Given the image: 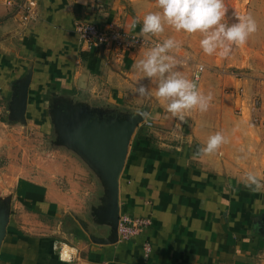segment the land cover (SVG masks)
<instances>
[{
  "label": "crops",
  "instance_id": "crops-1",
  "mask_svg": "<svg viewBox=\"0 0 264 264\" xmlns=\"http://www.w3.org/2000/svg\"><path fill=\"white\" fill-rule=\"evenodd\" d=\"M12 1L13 7L0 5V89L5 106L13 84L31 71L26 124L48 121L46 102L53 93L81 97L95 106L148 112L145 121L153 125L141 124L132 136L120 177L119 205L120 216L148 217L150 225L126 242L92 243L75 216L88 221L98 186L74 155L54 148L50 165L43 163L19 176L11 193L0 196V202L9 200L0 264H61L57 241L78 248L73 264H264V187H245L248 173L264 185L263 108L238 114L232 95L235 80L205 70L195 83L203 94H212L210 106L206 112L190 110L180 121L155 96L157 78L146 77L134 66L152 48L115 61L111 54L105 57L79 42L74 31L78 20L100 26L115 23L161 43L135 31L134 18L119 2ZM30 1L35 3L33 17L23 20L22 7ZM177 59H172V71L192 80L196 67L187 69ZM138 82L148 86L149 96L136 94ZM216 132L227 143L211 154L199 152ZM93 229L97 236L106 233ZM144 242L151 249L147 257L141 249Z\"/></svg>",
  "mask_w": 264,
  "mask_h": 264
},
{
  "label": "water",
  "instance_id": "water-1",
  "mask_svg": "<svg viewBox=\"0 0 264 264\" xmlns=\"http://www.w3.org/2000/svg\"><path fill=\"white\" fill-rule=\"evenodd\" d=\"M31 71L13 84L6 103V122L26 124L28 87ZM51 125V147L74 155L90 172L99 189L97 202L88 208V221L75 216L80 227L97 245L118 242L117 228L120 216L119 184L128 148L134 132L144 123L140 111L95 106L81 97L53 93L46 102ZM96 116V118H94ZM0 203V247L9 219V200ZM94 228L105 229L102 236Z\"/></svg>",
  "mask_w": 264,
  "mask_h": 264
},
{
  "label": "rangeland",
  "instance_id": "rangeland-1",
  "mask_svg": "<svg viewBox=\"0 0 264 264\" xmlns=\"http://www.w3.org/2000/svg\"><path fill=\"white\" fill-rule=\"evenodd\" d=\"M115 1L119 2L124 7V11L138 21L135 26V31L138 33L156 38L161 43L168 38L176 40L178 46L170 49L167 55L172 59L178 58L180 64L187 69L193 65L195 67L203 65L205 70L231 76L238 85L232 93L237 99L236 112L241 108V102L243 110L247 109L245 101L249 108L247 112L252 113L256 109L260 112L261 108L264 112V0H224L226 13L223 22L230 25L243 14H251L257 22V31L249 36L245 45H232L229 56L224 58L215 53L211 56L203 53L199 45L202 38L199 32L192 34L175 32L165 25L164 32L160 34L142 33L143 17L149 12L161 11L157 7L156 0ZM242 88L243 98L239 96L238 99L235 94ZM255 97L259 99V105L251 106L250 101ZM43 105L40 106L42 112L45 107ZM45 111H47L46 108ZM5 123L4 126H0L2 133L0 135V196L11 193L13 184L19 176H27V173L36 171V168L43 163L50 165L52 160L49 153L54 149L51 147L53 135L49 119L43 121L40 126H34L31 123L23 126L17 123ZM58 184L60 187L63 186L59 180Z\"/></svg>",
  "mask_w": 264,
  "mask_h": 264
},
{
  "label": "clouds",
  "instance_id": "clouds-1",
  "mask_svg": "<svg viewBox=\"0 0 264 264\" xmlns=\"http://www.w3.org/2000/svg\"><path fill=\"white\" fill-rule=\"evenodd\" d=\"M156 3L161 11L149 12L143 17L141 32L160 34L164 32L165 25L175 32H199L202 35L200 48L208 56L214 53L221 58L229 56L232 45H245L249 36L257 31V22L251 14L239 15L236 22L230 25L223 22L226 13L224 0H156ZM137 23L138 21L133 19L131 26L134 28ZM177 46L178 42L173 38L165 39L163 43L148 51L134 66L146 77L157 78L155 96L166 102L169 113L183 121L185 114L190 110L206 112L213 97L211 93L205 95L199 91L195 81L172 71L173 61L167 52ZM196 67L199 71L204 70L203 65ZM135 91L140 97L150 95L148 86L142 82H138ZM137 114L144 118L149 117L148 112L140 111ZM225 143V136L216 132L209 136L206 146L199 149V152L214 153ZM245 179V187L253 191L264 187L254 173H248ZM55 248L58 249L61 264H73L74 258L78 256V248L70 243L57 241Z\"/></svg>",
  "mask_w": 264,
  "mask_h": 264
},
{
  "label": "built area",
  "instance_id": "built-area-1",
  "mask_svg": "<svg viewBox=\"0 0 264 264\" xmlns=\"http://www.w3.org/2000/svg\"><path fill=\"white\" fill-rule=\"evenodd\" d=\"M0 5L4 7H13L12 0H0ZM35 3L30 1L26 6L22 7L23 20L33 17V8ZM74 31L78 35L79 42L87 49L99 50L103 56L108 57L110 54L115 61H121L128 55V53L136 52L142 49H149L155 47L158 43H154L147 38L138 34L124 32L119 25L115 23H108L105 26H100L95 23L86 21H76L74 24ZM204 67V66H203ZM205 68V67H204ZM205 71L196 69L192 73V80L197 82L201 74ZM236 97L243 96V88L238 89L235 94ZM251 106H258L259 99L252 98L250 101ZM247 110L249 109L245 101ZM243 103L241 102V108ZM237 109V113L241 114L242 110ZM257 112V109L254 111ZM253 112V113H254ZM250 114V112H248ZM7 110L3 101L2 92L0 89V124L6 122ZM144 127H152L153 123L149 120L144 121ZM150 225L148 217H131L128 215L119 216L117 235L119 242H126L141 235L144 230ZM142 252L145 257L150 253V245L147 242L141 245Z\"/></svg>",
  "mask_w": 264,
  "mask_h": 264
},
{
  "label": "trees",
  "instance_id": "trees-1",
  "mask_svg": "<svg viewBox=\"0 0 264 264\" xmlns=\"http://www.w3.org/2000/svg\"><path fill=\"white\" fill-rule=\"evenodd\" d=\"M37 124H39V122ZM143 133H144V128L140 130L139 134L143 135ZM148 145H150V144H148ZM0 204H2V203H0Z\"/></svg>",
  "mask_w": 264,
  "mask_h": 264
},
{
  "label": "flooded vegetation",
  "instance_id": "flooded-vegetation-1",
  "mask_svg": "<svg viewBox=\"0 0 264 264\" xmlns=\"http://www.w3.org/2000/svg\"><path fill=\"white\" fill-rule=\"evenodd\" d=\"M94 118H96V116H94Z\"/></svg>",
  "mask_w": 264,
  "mask_h": 264
},
{
  "label": "bare ground",
  "instance_id": "bare-ground-1",
  "mask_svg": "<svg viewBox=\"0 0 264 264\" xmlns=\"http://www.w3.org/2000/svg\"><path fill=\"white\" fill-rule=\"evenodd\" d=\"M238 88V87H237ZM243 98V97H242Z\"/></svg>",
  "mask_w": 264,
  "mask_h": 264
}]
</instances>
